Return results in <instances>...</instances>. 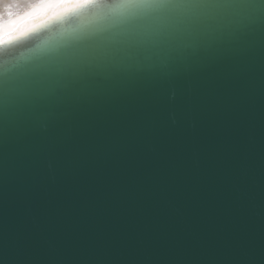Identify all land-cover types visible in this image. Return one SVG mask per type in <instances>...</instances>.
Segmentation results:
<instances>
[{
    "label": "snow or ice",
    "instance_id": "obj_1",
    "mask_svg": "<svg viewBox=\"0 0 264 264\" xmlns=\"http://www.w3.org/2000/svg\"><path fill=\"white\" fill-rule=\"evenodd\" d=\"M0 264H264V0H0Z\"/></svg>",
    "mask_w": 264,
    "mask_h": 264
},
{
    "label": "water",
    "instance_id": "obj_2",
    "mask_svg": "<svg viewBox=\"0 0 264 264\" xmlns=\"http://www.w3.org/2000/svg\"><path fill=\"white\" fill-rule=\"evenodd\" d=\"M17 55H18V57L25 58L26 53H25V51L22 49L20 53H17ZM60 180H61V178H59V177H56V178L49 177V182H50V183H59Z\"/></svg>",
    "mask_w": 264,
    "mask_h": 264
}]
</instances>
